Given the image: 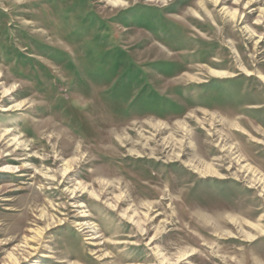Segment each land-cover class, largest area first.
I'll return each instance as SVG.
<instances>
[{"label":"rangeland","instance_id":"obj_1","mask_svg":"<svg viewBox=\"0 0 264 264\" xmlns=\"http://www.w3.org/2000/svg\"><path fill=\"white\" fill-rule=\"evenodd\" d=\"M260 76L264 0H0V264H264Z\"/></svg>","mask_w":264,"mask_h":264},{"label":"bare ground","instance_id":"obj_2","mask_svg":"<svg viewBox=\"0 0 264 264\" xmlns=\"http://www.w3.org/2000/svg\"><path fill=\"white\" fill-rule=\"evenodd\" d=\"M246 73H247V71H246ZM248 75H251V74H248ZM260 81L264 84V76H260ZM227 151V150H226ZM240 159V158H239ZM68 163V162H67ZM248 166V165H247ZM245 167V166H244ZM71 166L68 164V165H66V168L64 169V174L63 175H65L69 170H71ZM251 168H247V170H250ZM253 169V168H252ZM63 172V171H62ZM254 173V172H253ZM252 173V174H253ZM261 181V179H258V182H260ZM248 184V183H247ZM261 184H263V182L261 181ZM263 188H264V185H263ZM81 190V191H83L84 189H85V186H83V185H81V184H78V189L77 190ZM75 190H72V192L71 193H73ZM226 209V206H224V205H222V204H220V205H218L217 206V210L215 211L216 212V214H214V220H215V222H216V224H217V226H218V228H221V227H223V226H226V225H228L225 221H224V219L221 217V215H222V211H224ZM251 216L252 217H254L253 216V214L251 213ZM263 220H264V218H263ZM244 221H246V220H244ZM232 222H234L233 224H234V226H231V227H235L236 225H239L241 228H243V227H246V229H248V230H250L251 231V228L248 226V225H252L251 223H249L248 221L245 223V225H244V223H242L241 222V220H236V219H233L232 220ZM85 225H87V226H89V224H85ZM247 225V226H246ZM254 227H256V229H258L259 231H260V233H263V231H261V229L259 228V226H254ZM141 232H142V230H141ZM253 232V231H252ZM258 232V231H257ZM249 234V233H248ZM248 239H252L250 236H248ZM150 240H152V239H150ZM246 241V240H245ZM157 253V252H156ZM158 255V254H157ZM160 255H158V257H159ZM159 262H160V264H176V263H169L166 259H164V258H161L160 260H159Z\"/></svg>","mask_w":264,"mask_h":264}]
</instances>
